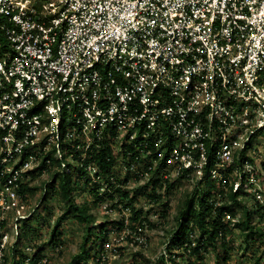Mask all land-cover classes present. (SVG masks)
<instances>
[{"label": "built area", "instance_id": "built-area-1", "mask_svg": "<svg viewBox=\"0 0 264 264\" xmlns=\"http://www.w3.org/2000/svg\"><path fill=\"white\" fill-rule=\"evenodd\" d=\"M43 172L97 188L126 226L130 201L158 220L138 188L207 179L264 225V0H0V264L32 215L19 185Z\"/></svg>", "mask_w": 264, "mask_h": 264}, {"label": "trees", "instance_id": "trees-1", "mask_svg": "<svg viewBox=\"0 0 264 264\" xmlns=\"http://www.w3.org/2000/svg\"><path fill=\"white\" fill-rule=\"evenodd\" d=\"M104 156L105 152H102L101 155L96 156L95 159L102 169L106 171L109 167V163L105 161ZM38 177L39 174L33 173L32 179ZM41 185L42 186L30 185L27 181L20 183L18 191L24 198L29 199L33 197L38 190H41L39 203H42V201L46 202L48 199L56 197L62 204L63 209L54 222L50 233L49 244L56 246L61 242L62 231L59 230V227L62 220L70 216L84 227L80 253L71 260V264H81L78 262L80 258L86 260L91 257L94 261L102 248L96 249V251L89 256L86 245L92 237L93 232L91 227L97 220L96 216L91 213V206L98 207L100 200L103 199V197L97 195V188H86L81 185L76 187L72 174L61 175L58 172L50 173L48 178L42 181ZM149 185L150 184H147L138 188V190L141 194H146L147 197H151L154 202L158 203L150 208L156 207L158 220L164 222L169 216L168 200L172 191L175 189V185L173 182H168L164 188L163 185L158 183L152 184L150 186L151 188ZM199 188V186H196L194 190L186 196L184 201L178 205L174 215L176 224L175 227L171 228L170 242L166 246V248H168V260L176 262L179 261L176 260V258H180V261L183 260L185 264H200L204 260V256L212 250L216 254L215 264H223L224 262H228L227 259L230 258L232 252H242L246 254L251 249V251H253L252 253L256 254L251 264H264V225L254 222L255 213H258V211L256 212L254 209H249V206L241 200H238L237 194L231 191L212 187L213 189H211L210 192L200 196L198 192ZM77 190H79V192H76ZM83 193H86V199L78 202V195H82ZM107 193L108 192H105L104 194ZM112 193H115L117 197H127L129 195V192L122 188H114L111 193L107 195L113 198L114 196ZM214 193H220L221 196L219 198H214ZM162 196L165 198L164 202L161 201ZM91 198H93V200H89ZM226 199L230 201V203L225 202ZM88 201H90L91 204H89ZM255 206L256 204H252V207ZM111 207H117L116 203H112ZM123 207H129L132 212L130 224L126 226L123 217L120 219H105L107 221H101L94 240L100 242L107 240L111 230L120 232L126 227H129V229L134 230L136 234H141L142 232L138 231V228H141L143 231L145 227L153 228L158 225V223H153L147 217H142V209L138 208L136 210V206H134L131 201L124 204ZM235 208L239 209V215L237 220L233 224H230L229 221L223 219L224 212H231ZM50 214V211L46 213L44 219L42 215H39L38 217H40V219H38V224L35 226L32 224V220H30L33 215L30 218L24 219L21 224V231L15 242V246H22L25 243L31 244L34 247V253L32 255L33 260L45 256L41 247L37 246V242L33 237L39 236L40 232L38 231V226H40L42 220L46 222L49 221ZM259 216L263 217L264 214H260ZM37 231L39 233H37ZM126 237L128 238V236ZM235 237L239 238L237 247L235 246ZM15 246L11 248L13 251V264H19V262L16 261L15 254L19 252V257L22 259L25 256L20 252L21 249H15ZM176 249H179V252H176Z\"/></svg>", "mask_w": 264, "mask_h": 264}, {"label": "rangeland", "instance_id": "rangeland-1", "mask_svg": "<svg viewBox=\"0 0 264 264\" xmlns=\"http://www.w3.org/2000/svg\"><path fill=\"white\" fill-rule=\"evenodd\" d=\"M258 136L257 138H259ZM48 174L43 172L38 178L33 179L30 185L42 186V181L48 178ZM195 182H180L175 186L168 200V218L162 222L157 220L156 216H151V221L153 223H158L156 227H147L141 234H136L134 230L128 229L124 231H117L116 234H109L107 241H97L94 237L97 235L98 227L101 221H107L105 219L119 218L120 213L114 211L103 212V209L91 206V213L96 216V222L91 227L92 237L86 245V249L89 251V256H91L96 249L103 248V243L108 244L106 252L108 253L107 264H185L183 260L176 262H171L168 260V248L167 244L170 242L171 238V228L175 227L176 221L174 220V215L186 196L194 190ZM212 181L207 179L206 182L202 183L199 188V195L202 196L211 191ZM141 197L145 199L146 194L140 193ZM41 198V190L37 191L33 197H30L27 202L24 203V209L21 213H32V224L35 226L38 224V217L42 215L44 219L46 213L51 212L49 221H41L39 228V236H34L33 238L37 242V246L41 247L43 253L47 256V264H71V260L80 253V245L83 242L84 227L83 225L76 222L70 216H67L62 220L59 230L62 231L61 242L56 246L49 244L50 233L53 228L54 222L57 217L62 212V204L58 201L56 197L48 199L46 202L39 203ZM86 199L85 195H78L77 201L81 202ZM91 200V199H89ZM91 204L90 201H88ZM12 216V222L14 221L15 213L9 212L8 216ZM44 222V223H43ZM140 233V232H139ZM128 236V238L126 237ZM130 236V237H129ZM235 246H238L239 238L235 237ZM94 240V241H93ZM94 242V243H93ZM234 247V248H236ZM254 250V249H252ZM235 251V250H234ZM102 252V250L100 251ZM105 252V251H104ZM253 251H248L246 254L242 252L230 254L228 262L223 264H251L253 258L256 255L252 253ZM222 253V251H221ZM253 255H252V254ZM216 254L210 250L204 260L200 264H215ZM81 264H94V261L90 258L83 259L80 258ZM194 264V263H193ZM196 264V263H195Z\"/></svg>", "mask_w": 264, "mask_h": 264}]
</instances>
